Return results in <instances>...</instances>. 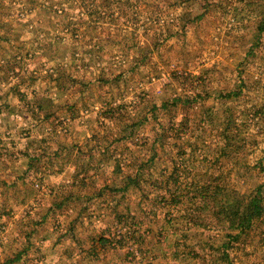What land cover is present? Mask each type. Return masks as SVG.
<instances>
[{
    "label": "rangeland",
    "instance_id": "1",
    "mask_svg": "<svg viewBox=\"0 0 264 264\" xmlns=\"http://www.w3.org/2000/svg\"><path fill=\"white\" fill-rule=\"evenodd\" d=\"M57 3L0 0V264H227L221 244L235 229L208 214L207 200H195L196 217L187 198L162 205L158 183L173 166L181 181L239 191L264 182V0H75L54 12ZM154 42L135 68L148 52L139 47ZM196 92L187 106L161 104ZM153 114L165 144L142 167L160 130ZM180 119L185 148L168 127ZM135 172L150 191L122 187ZM137 223L140 244L122 233ZM101 235L110 244L97 245ZM228 253L231 264H264V223Z\"/></svg>",
    "mask_w": 264,
    "mask_h": 264
},
{
    "label": "trees",
    "instance_id": "2",
    "mask_svg": "<svg viewBox=\"0 0 264 264\" xmlns=\"http://www.w3.org/2000/svg\"><path fill=\"white\" fill-rule=\"evenodd\" d=\"M59 1L61 3H57L53 5L55 6L53 8L54 12L57 11L58 7L65 10L64 6L67 9L68 5H70L71 7V2H75V0H59ZM64 3H67V4L64 5ZM78 4L82 6L85 5L83 7H89L88 4H85L84 2H82L81 4V2L78 1ZM91 11L92 12L87 10L84 13L89 14V15L93 13L95 14L97 13L95 10H91ZM262 13L263 14H261L259 22L257 23L258 34L264 33V9ZM73 21L74 22H73L72 27L75 28L76 22L75 20ZM68 23H72V22L69 21ZM74 31H76V28ZM76 34L77 32H74V35ZM160 45L161 43L157 44L156 42H154V45L152 48H148V47L144 48L140 46L139 47L140 50L143 51L147 49L148 52H147V55L141 54L134 60L135 61L133 62L135 63L134 67L137 68L141 65V63L146 64L148 61H150L151 52L155 51V49H159ZM133 68H131V70ZM174 74L176 73L174 72L173 75ZM118 75L120 76L121 74L119 73ZM118 75H114L113 77L109 78V80L108 78H105L104 76L102 77H104L105 81H108V83L110 82L113 83L114 81L117 82ZM177 76L183 78L182 76H191V74L183 75L182 73H180V74L174 75L175 78H177ZM184 78H187V77H184ZM239 91H240V88L235 89V90L232 89L230 91H227L224 94V96L225 98H228V99L230 98L235 99L238 97L237 95H239L240 93ZM199 99H201L200 92H196L193 94L191 98H188L186 96H181V95L171 96L169 97V100H163L161 104L164 107H167L168 102L173 106H177L178 104H180L181 106H187L189 104L194 103L195 101H199ZM131 104L132 102L129 101V105ZM254 114H256V112H254ZM146 119H148L147 116H145V119L136 118L135 120H132L129 123V125L125 127L124 137L132 136L134 133L136 124H141L144 121H146ZM153 120L158 122L160 130H159V133L156 134V136L152 140L153 152L150 154V157L148 158V160H146L145 164L142 163V167L148 166V164L150 165L151 163H154L156 153H157L155 145L158 144L159 147L163 148L165 144L164 143L165 141L164 137L166 136L165 124L160 121H157L158 120L157 116H155L154 114H153ZM200 124L201 122L198 124V126ZM168 127L169 129H173L176 132V135L173 138V141H174L173 145H178L177 143H180V144H183L182 147L185 148L184 143H186L185 141H187V138H185L186 134H184L185 128L190 129V126H188L187 121L185 119L184 120L180 119L179 121L171 120V122H168ZM160 131H163V133H161ZM241 148L245 149L242 146ZM185 153L186 151L184 149L179 148V150L175 152L174 157L179 156V158L182 159L185 156ZM226 153L228 152H225V151L223 152V154H226ZM173 162L175 161L173 160ZM235 163L242 164L241 162H238V161ZM118 164H116V172L120 171V169L117 167ZM175 170H176L175 166H173V169L168 172L169 180L167 182H161V180H159L160 183H158V187L164 188L165 190L163 194L159 195V202L164 206H177L181 204V201H184L183 198H187L188 203H189L188 211L197 209L198 212L195 213L194 216L195 215L199 216V213L203 211L204 209L201 208L202 206L195 204V200H198L199 202L204 201V200H207V202L209 201V204L206 203L204 205L205 209L208 208L206 209L208 211V214L212 216L213 218H215L216 222L220 224H225V228H228L229 230L235 229L236 231L235 235L233 234V232L224 233L225 241L221 244L222 256H221V259L219 260L225 261L227 264H231L229 257H228L229 256L228 248L231 247L232 241L237 238L240 239L241 237H244V235H248L249 231L254 226L261 225L262 223H264V182H261V184L257 185L255 188H253L250 191H247V190L239 191L238 189L232 187L231 185L227 183L220 184L218 181H212L208 183H200V180H195V181H190V182L181 181V173ZM77 173L78 171H75L74 175H77ZM139 180H140L139 173L135 172V174L132 176L130 175L126 176V182L123 184L122 187L127 188L128 186H133L134 188L141 190L143 194V193H147L148 191H150V187L154 186L155 184V183H151L149 185H146L147 184L146 182L142 185L141 181ZM169 181L173 183V186L169 185ZM188 214H190V212H188ZM113 216H114V219H117L118 223H123L122 220L127 217V214H124L122 212L120 213L119 211L115 210L113 212ZM140 230H141V225L137 223L135 225H132L130 229L129 228L124 229L122 233L126 234V231H127L131 235V237H133V242H138V244H140L143 242V239H144L142 234H139ZM136 232H137V237L135 238L134 235ZM120 237H122V234L120 235ZM110 242L111 241H109L108 239L105 238V236H102V235L96 239V244L99 245L100 247H104L106 244H110ZM114 243L120 244V240H116Z\"/></svg>",
    "mask_w": 264,
    "mask_h": 264
}]
</instances>
